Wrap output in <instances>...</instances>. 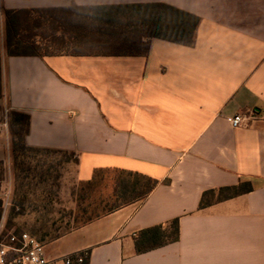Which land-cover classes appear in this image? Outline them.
<instances>
[{
	"label": "crops",
	"instance_id": "0c3cea01",
	"mask_svg": "<svg viewBox=\"0 0 264 264\" xmlns=\"http://www.w3.org/2000/svg\"><path fill=\"white\" fill-rule=\"evenodd\" d=\"M0 1L7 9L165 3L200 17L194 46L152 38L138 54L39 57L7 54L0 13V67L9 109L30 116L27 144L76 153L78 182L99 169L160 181L145 202L45 243L48 257L88 251L89 264H264V0ZM249 111L258 114L250 126L230 125ZM2 126L0 165L11 169L12 138ZM241 181L253 191L200 208L205 191ZM175 218L177 242L137 253L139 231Z\"/></svg>",
	"mask_w": 264,
	"mask_h": 264
},
{
	"label": "trees",
	"instance_id": "16d2710c",
	"mask_svg": "<svg viewBox=\"0 0 264 264\" xmlns=\"http://www.w3.org/2000/svg\"><path fill=\"white\" fill-rule=\"evenodd\" d=\"M5 19L6 49L10 56L50 55H125L146 51L152 38H159L185 46H194L200 17L165 3L121 4L102 6L40 7L7 9L0 5ZM12 136V157L15 170L29 178L32 167L21 168L23 159H36L44 154L61 155L57 164L79 163L76 153L31 147L26 142L30 116L11 110L7 115ZM40 161V159H39ZM44 165L47 163H43ZM45 165V166H46ZM55 164H49L50 173ZM1 182V174H0ZM160 181L139 173L120 169H99L91 180L79 182L72 196L79 207L72 222L53 232L47 229L51 219L39 215L31 234L43 243L55 241L72 231L132 203H143ZM29 188L32 182H23ZM251 181L234 186L210 189L203 193L200 208L253 191ZM1 190V185H0ZM52 192L47 191L44 209L52 205ZM29 202L27 193L13 201L8 226L24 216ZM32 205V202H30ZM4 201L0 198V220ZM16 232H20L16 231ZM179 240V219L145 228L135 235L137 253H145ZM89 254L88 251H85ZM89 264V256L83 263Z\"/></svg>",
	"mask_w": 264,
	"mask_h": 264
},
{
	"label": "rangeland",
	"instance_id": "374dc122",
	"mask_svg": "<svg viewBox=\"0 0 264 264\" xmlns=\"http://www.w3.org/2000/svg\"><path fill=\"white\" fill-rule=\"evenodd\" d=\"M10 111L7 88L3 77V71H1L0 67V127H3L2 125L4 124L8 125L6 118H8L7 115ZM8 128H10L9 125ZM61 159V155L51 154H44L38 158V160L37 158L23 159V163L20 164V169L32 167L30 173L27 174L29 178H26V180H24L26 175L21 173L19 169L18 171L15 170L14 165H12L11 169H9L7 165H0V198L4 201V211L7 208L4 221L6 232L25 230L31 233L32 225H34L37 217L41 214L47 215L51 219V222L47 224V229L51 232L58 228H65L67 223L72 222L79 210L72 196L73 190L79 185L76 179L77 167L72 161L69 163L63 162L58 165L57 162H60ZM45 162L47 163V165L45 164L46 166L43 164ZM52 163L55 164V168L48 173L47 168L49 164ZM23 182H32V185L29 188L23 187ZM47 191L52 192V197L50 199H53V203L48 209H44L42 199ZM24 193H27L29 197V202L26 204L27 211L24 216L14 220V226L9 227V211L12 203L16 197L19 198V196ZM30 202H32V205H30ZM2 219L0 221H2ZM59 264L65 263L60 261Z\"/></svg>",
	"mask_w": 264,
	"mask_h": 264
},
{
	"label": "built area",
	"instance_id": "2783aa9c",
	"mask_svg": "<svg viewBox=\"0 0 264 264\" xmlns=\"http://www.w3.org/2000/svg\"><path fill=\"white\" fill-rule=\"evenodd\" d=\"M258 118L256 111L240 113L230 119V125L237 129L247 127ZM4 218L0 221V264H72L74 260L83 263L89 254L85 251L65 255L60 259L50 258L45 252V243L26 231L6 232Z\"/></svg>",
	"mask_w": 264,
	"mask_h": 264
}]
</instances>
